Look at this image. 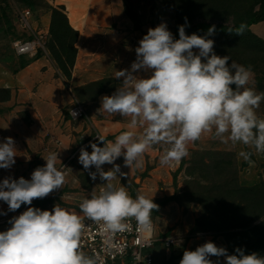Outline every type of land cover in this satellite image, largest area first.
Returning <instances> with one entry per match:
<instances>
[{"label": "clouds", "instance_id": "9594fccd", "mask_svg": "<svg viewBox=\"0 0 264 264\" xmlns=\"http://www.w3.org/2000/svg\"><path fill=\"white\" fill-rule=\"evenodd\" d=\"M187 24L185 17V25L178 26V39L165 22L149 28L138 42L130 68L115 72L120 87L101 97L97 111L129 117L130 129H143L139 134L121 132L114 141L97 135L99 143H90L91 152L80 149L78 163L91 180L99 176L104 181L98 194L93 192L82 200L80 212L96 223L102 234L130 231L132 219L138 230L148 231L151 214L159 209L153 198L139 193L133 198L125 186L112 183L117 176H126L115 163L121 157L124 167L140 169L144 153L163 143L169 147L160 163L169 166L186 157L187 144L207 132H214L223 143L244 145L245 150L238 155L250 166L254 153L264 154V118L256 111L264 102V92L258 93L252 86L251 66L215 53V41L209 38L216 33L215 25L204 35H188ZM244 29L241 24L236 35H242ZM71 115L75 118L77 113ZM16 156L14 139L6 137L0 142V169L10 170ZM43 159L46 163L34 169L30 179L10 175L0 181V201L8 206L0 215L28 206L8 221L11 227L0 231V264H105L99 253L90 256L83 251L85 226L81 215L58 204L51 210L31 206L34 200L60 190L66 181L65 173L56 167L58 153ZM106 164L112 165L107 171L103 167ZM221 257L224 264H264V255L246 254L240 247L229 254L226 247L210 240L194 250H184L179 264H220Z\"/></svg>", "mask_w": 264, "mask_h": 264}, {"label": "rangeland", "instance_id": "374dc122", "mask_svg": "<svg viewBox=\"0 0 264 264\" xmlns=\"http://www.w3.org/2000/svg\"><path fill=\"white\" fill-rule=\"evenodd\" d=\"M157 7V17L153 21H148L145 28H154L162 22H165L168 29L173 33V26L175 21L176 12L181 10H187L194 14L197 19L209 24H232L240 19L241 16L247 14H254L259 10L260 0H152ZM32 5H28L20 0H0V68L2 71L9 75H16L24 67L33 63L37 59H44L46 63L54 70L55 74L61 77L64 83L65 89L68 91L71 103L62 108L59 116V124L63 131L70 130L77 138L78 146L71 150L69 159L72 156L79 153L81 147L86 148L91 152L90 143H99L96 132L92 131L91 135L86 137L84 130L86 129L85 118L78 121L71 120L69 116V110L74 105L75 101H78L83 105L87 112L96 109L97 100L101 95L114 92L119 85V81L116 79H106L110 81L103 88L98 86H91L95 83H90L85 86L76 87L75 83L73 90H70V82L72 81L74 69L79 60L84 61V55L86 50L80 47L79 38L75 44L76 57L74 67L71 68V77L67 79L60 70L52 51V47L56 51H60L59 45L53 43L50 34L47 36V56H45L40 50L36 55H23L17 56L14 51V43L18 40H25L30 38V33L23 30L19 22V14L23 10H30L32 13V25L37 31L50 28L52 8L54 6L53 0H32ZM126 10H130L129 5H126ZM160 12V13H159ZM135 29L139 33L134 31H127L121 28L119 31H114L106 36L104 34L100 36L106 41V45L103 47V56L108 59L116 61L120 56L124 59H135V49L138 47L139 40L147 33L144 31L139 22H135ZM155 25V26H154ZM251 32L258 39L264 41V21H261L251 26ZM215 41L214 51L219 56L228 55L232 61L244 66H251L254 73V84L252 85L258 93L264 92V52L260 51L264 49V46L260 47V50L255 49V43H238L237 40H228L220 35H213L209 37ZM90 40V39H88ZM254 43V44H253ZM128 48V49H124ZM81 50V52H80ZM73 54L69 52V56ZM63 59L66 60V56L63 55ZM68 56V57H69ZM231 63V61H229ZM76 78V77H75ZM78 78V77H77ZM3 85V83H0ZM79 85V83H78ZM36 89V88H35ZM6 96L5 93H0V99ZM96 111V110H94ZM257 115L261 117L264 114V102L256 110ZM30 113L27 108L21 106L15 112V117L12 120L17 126L29 124ZM83 125H81V123ZM83 126V130L79 127ZM125 130L112 129L105 138L108 141H114L115 137ZM69 141V139H67ZM58 146L62 145V141H55ZM219 139L214 137V132L204 133L192 146L187 145L188 155L182 158L177 165L162 166L160 163L161 156L165 150L169 147L166 144H157L152 146L154 152L147 154L144 153L146 168L144 171H138L135 167H124L123 157L119 158L115 163L121 165V171L126 173L129 169L132 173L129 177L117 176L112 183L116 186H125L130 195L135 198L139 192V188L146 177L148 172L152 169L160 168L158 171V179L161 180L160 187L162 190L169 189V195H164L160 199L154 201L159 205L158 211H153L151 219L154 221L156 230V242L150 252L154 256V260L157 264H173L174 252L181 249L194 250L195 245H189L193 237L198 236L199 233H207L214 238H219V244L217 246H223L228 249L229 254H234V249L240 247L244 249L248 254L250 251L246 247L247 243H253L254 239L260 237V233L256 232L252 234L246 229L238 228L240 225L248 224L254 219L259 218V214L254 211L253 201L259 198V193L247 194L238 191L239 187L252 188L258 184L264 186V178L254 186L246 187L240 183V173L243 171V167L246 162L238 163L237 153L235 151H224L215 149ZM100 146H103L100 144ZM206 152H213V155H204ZM74 161V159H73ZM71 161L70 163H73ZM244 164V165H243ZM112 165H105L104 169L107 171ZM260 170L264 173V164L259 165ZM61 169V168H60ZM59 169V170H60ZM83 169V168H82ZM67 176L66 170H61ZM92 171H95L93 168ZM83 175L81 179L80 188L65 187L60 196L46 197L44 199H36L31 206L40 208L42 210H51L54 205L58 204L60 207L74 212L78 215L83 214L80 212L79 205L85 198H90L93 192H99V189L103 187L104 181L100 180L99 176L96 179L95 188L92 187L90 182L91 178L87 171L83 169ZM74 178L73 184L75 180ZM92 181V180H91ZM78 186V185H77ZM262 187V186H261ZM70 188V189H69ZM87 190V191H86ZM150 191L152 189L150 188ZM63 193H73L72 197H63ZM261 197V196H260ZM173 206L166 212L168 215L176 214V210L181 212H189L191 218L195 220L194 226L187 231L184 230V223H166V219H159L160 211L163 207L170 205ZM28 206L22 205L17 210L19 215L25 211ZM175 208V210H174ZM261 219H258L252 224V226L260 223ZM182 226V227H181ZM264 235V233H263ZM170 236H180L183 241L177 243L169 251L163 245V239ZM252 252H257L264 255V247L258 251L253 249ZM173 254V255H172ZM220 264H224V258L221 257Z\"/></svg>", "mask_w": 264, "mask_h": 264}, {"label": "crops", "instance_id": "0c3cea01", "mask_svg": "<svg viewBox=\"0 0 264 264\" xmlns=\"http://www.w3.org/2000/svg\"><path fill=\"white\" fill-rule=\"evenodd\" d=\"M53 3L55 7L65 8L70 25L79 33L80 40L78 45L80 44L81 50L82 48L86 50L84 61L79 63L80 61L78 60L75 66L73 78L69 85L71 90H73L72 85L74 83L76 87H80L106 79H114L116 71L130 68L131 63L135 59L131 60L128 58L126 60L120 56L116 61L113 59L105 60L103 47L106 45V41L100 38L101 34L107 37L108 34L119 31L121 28L127 31H134L136 34L139 33L135 29L133 20L127 15L126 5L130 6L137 17L138 25L146 32L148 28L144 27L146 26L145 24L148 21L155 20L157 15H159L157 14V7L152 0H53ZM149 27L151 28V25ZM45 31L48 32L49 28L47 27ZM124 49L128 48L123 47ZM0 83H3V85H0V89L11 91L10 100L0 102V142H3L6 137H12L17 149L15 165L10 170L0 169V181L10 175L17 179L21 176L25 179H30L33 170L46 163L43 157H46L49 153L56 152L59 158L56 162V167L58 169L61 168L60 170H66L67 176H65L64 186L60 190L52 192L48 197L60 196L66 186L73 189L80 187L84 191L85 189L80 184L81 179H79L83 175V166L78 163L80 151L77 155L72 156L70 159L68 158L71 150L78 146V140L70 130L63 131L58 121L62 108L71 103L69 93L65 89L61 77L55 74L48 62L46 63L44 59H37L16 75H9L0 68ZM118 83V87H120L121 81ZM105 95L107 94H103L101 97ZM101 97L96 102V109L86 113L84 135L88 137L94 131L96 134L106 137L109 133H113L109 132L112 129L133 130L129 128V117L109 116L102 111H97L101 107ZM21 106L29 110L31 122L23 126H17L12 120L15 117V112ZM261 118H264V114ZM80 123L83 125L82 122ZM81 125L79 129L83 130ZM133 131L139 134L142 133L143 129L137 128ZM55 141H62V145L58 146ZM193 143L189 142L187 145L189 146L190 144L192 146ZM214 147L224 151H235L238 163L245 162L238 155L240 151L245 150V146L242 144L233 145L230 142L223 143L219 140L218 145ZM154 150V148L150 147L146 152L150 154ZM143 157L145 158L146 155H143ZM251 159L254 164L250 166L246 162L239 176L241 185L246 187L254 186L264 178V173L259 167V165L264 164V154L254 153ZM71 161L73 163H70ZM178 163L179 161L173 162L170 166L174 167ZM145 168L144 159L143 167L137 170L144 171ZM158 171H160V168H155L148 172V177L144 179L138 192L149 199L153 198V201L170 194L169 189H161V180L157 176ZM131 173L128 169L126 172L127 177ZM75 177L78 179L73 184L72 180ZM90 182L92 183L91 188H95L96 180H90ZM150 188L152 191H150ZM63 194V197L67 198L72 197L73 193ZM172 207L171 204L163 207L158 218L166 219L168 224L184 223L183 231L185 229L189 231L194 226L195 220L191 218L189 212H181L179 209L176 210V214L167 215L166 212ZM7 208V204L0 201V210L7 212ZM19 213V211H16L8 212L7 215H0V231H6L11 227L8 221L12 217L18 216ZM153 220L151 219L154 224ZM170 237L177 238L180 243L183 241L180 236ZM209 240L216 245L220 242L219 238H214L210 234L199 233L198 236L191 239L189 245L197 247ZM182 255L183 250L175 251L174 257L176 259H174L173 264H179ZM211 259L213 261L217 260L216 257H211ZM154 264H157L155 260Z\"/></svg>", "mask_w": 264, "mask_h": 264}, {"label": "trees", "instance_id": "16d2710c", "mask_svg": "<svg viewBox=\"0 0 264 264\" xmlns=\"http://www.w3.org/2000/svg\"><path fill=\"white\" fill-rule=\"evenodd\" d=\"M28 5H32V0H20ZM127 15L133 20V22H137V17L132 12V10H126ZM185 17H187L188 24L185 26L186 34L191 35L192 33H197L198 35H204L207 32V29L213 24H209L207 22H202L196 18V16L190 13L187 10L179 9L176 12L174 26H173V36L174 38H179L178 33V26L185 25ZM261 21H264V0L259 1V10L254 14H247L241 16L238 21L232 24H216V35H220L225 37L228 40L235 39L238 43L245 44V43H255V49L260 50L261 46H264V41L258 39L255 35L251 32V26L255 25ZM241 24L245 25V29L242 35H236V29L239 28ZM231 29V33L229 32ZM49 34L52 38L53 43H57L59 45L60 51H56L54 47H52V51L54 52L55 60L62 71L63 75L70 79L71 77V68L74 67L75 64V57H76V48L75 44L78 41L79 33L70 25L65 8L64 7H57L52 8V16H51V25L49 28ZM253 43V44H254ZM72 51L73 54L69 56V52ZM264 52V49L260 50ZM63 55L67 58L66 60L63 59ZM69 56V57H68ZM110 81L102 80L99 81L91 86L95 87L98 86L99 88H103L104 85H107ZM0 93H5L6 96L0 99V102L8 101L11 98V91L8 89H0ZM213 152H206L204 155H213ZM244 165V164H243ZM262 186V187H261ZM238 191L244 192L247 194H254L256 192H260L259 200L256 199L253 201V208L259 214V218L254 219L252 222L244 225H240L238 228L246 229L252 234L258 232L260 233V237L254 239L253 243H247L246 247L250 251L253 249L261 250L264 247V219L260 221L259 224L252 226L254 222L258 219L264 218V186L263 185H256L252 188H242L239 187Z\"/></svg>", "mask_w": 264, "mask_h": 264}, {"label": "built area", "instance_id": "2783aa9c", "mask_svg": "<svg viewBox=\"0 0 264 264\" xmlns=\"http://www.w3.org/2000/svg\"><path fill=\"white\" fill-rule=\"evenodd\" d=\"M19 22L22 29L30 33V38L14 43L15 54L17 56L36 55L40 50L47 56L46 43L49 31H37L33 27L30 10H23L19 14ZM71 112L77 113L75 118ZM69 116L73 121L82 120L86 118V110L81 103L75 101L69 110ZM83 223L85 227L82 235V246L86 254L91 256L99 253L105 264H154V258L150 252L156 242L155 226L152 221L151 229L145 231L143 229L138 230L136 221L132 219L130 231L115 235L102 234L99 226L86 217L83 218ZM177 241V238L166 237L163 239V245L169 251L177 245Z\"/></svg>", "mask_w": 264, "mask_h": 264}]
</instances>
